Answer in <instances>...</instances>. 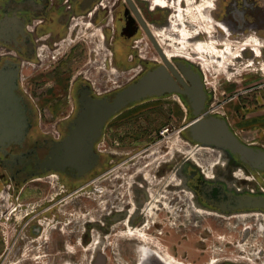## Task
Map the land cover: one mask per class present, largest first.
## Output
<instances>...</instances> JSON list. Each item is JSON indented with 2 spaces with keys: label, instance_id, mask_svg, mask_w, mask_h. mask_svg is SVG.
Returning <instances> with one entry per match:
<instances>
[{
  "label": "flooded vegetation",
  "instance_id": "obj_1",
  "mask_svg": "<svg viewBox=\"0 0 264 264\" xmlns=\"http://www.w3.org/2000/svg\"><path fill=\"white\" fill-rule=\"evenodd\" d=\"M187 6V0H0V67L6 60L18 63L19 86L22 65L33 63L43 74L40 81L71 77L69 97L75 106L66 117L69 125L84 88L94 99H112L157 68L165 67L173 75L177 63L190 64L204 82L198 64L209 53L197 50L201 44L225 48L220 55H208L220 62L231 55L227 47L233 52L222 41L239 38L247 40L243 49L254 47L255 57L264 58V47L251 38L264 36L261 1L219 0L208 31L189 23L183 15ZM206 35L207 42L202 41ZM187 45L193 48L188 50ZM173 95L186 107L179 125L169 105L156 104ZM188 104L185 95L165 94L117 113L95 144L101 152L96 166L84 176L70 171L36 174L32 156L11 169V156L0 153V169L8 174L9 185L5 196L8 248L3 262L18 261L26 250L44 252L51 243L56 252L50 254L61 255L56 261L66 263L89 261L79 258L77 250L67 256L69 248L98 245L90 259L94 264H264V209L230 207L236 198H264V170L252 169L225 151L263 187L250 191L193 167L187 142L179 149L173 147L176 136L188 140V112L194 117ZM130 107H136V112L127 113ZM68 125L65 132L56 129L55 140L43 138L28 147L27 137L22 147L12 145L8 151L16 155L35 147L43 159L53 142L65 138ZM114 147L131 149L127 155L132 157H110ZM29 160L32 163L25 165ZM203 184L215 186V191L203 192ZM190 194L194 210L207 217L190 213ZM126 230L136 232L132 243L136 257L120 240Z\"/></svg>",
  "mask_w": 264,
  "mask_h": 264
},
{
  "label": "rangeland",
  "instance_id": "obj_2",
  "mask_svg": "<svg viewBox=\"0 0 264 264\" xmlns=\"http://www.w3.org/2000/svg\"><path fill=\"white\" fill-rule=\"evenodd\" d=\"M187 1L188 6L185 8L186 10L183 11L184 17L188 18L190 24H198L199 30H210L213 22L212 18L215 17L216 13L213 7L215 4L219 3V0ZM259 1L264 4V0ZM202 5L206 7L204 10H201ZM220 5L222 8L225 6V4L222 3ZM208 38L209 37L206 35L205 39L202 41L207 42ZM251 38L253 42L256 40L259 41V45L261 49H263L264 36H259V38L256 39V37L252 35ZM235 40L234 42L224 40L222 43L226 41V44L232 47L234 54H240L241 56L238 59H233L230 55V57L228 56L226 59L228 62H219L211 59L207 53H204L203 65L201 61L200 64H198L204 77L206 92L209 95V102L205 112H208L210 115L224 118L230 125L234 134L243 143L264 148V58L255 57L254 47H246L243 49L242 45L247 40L242 41L239 38H235ZM192 48V45H187L188 50ZM218 48L221 51L225 49L223 47ZM199 56L201 57V55ZM256 59H259L258 61L260 64L255 61ZM33 64L22 65L21 76L23 81L20 82L18 89V94L26 97L28 102L27 105L32 110L29 116L34 126L28 136V147H31L37 140L42 141L43 138L50 137L55 140L57 137L55 131L58 128H62L65 132L68 122L70 121L66 119V117L75 106L71 103L69 97V90L72 84V80L70 79L72 78L65 77L57 78L52 81L49 79L40 81L43 74H41V72L38 71V67ZM226 64H228L227 67ZM130 81H132V79ZM156 104L169 105L172 109L171 113L173 114L172 117L174 122L177 120L176 123L178 125L181 119L184 120L186 116L185 104L177 95L171 96L167 101H158ZM189 108L190 105L188 104V109ZM125 111L127 113H135L136 107H130ZM194 119L195 117L188 112L189 125ZM64 135L65 133L63 136ZM185 142H187L188 145L187 157L189 163L193 167L199 168L202 173L204 172V175H220L226 177L234 182L238 190L248 189L250 191H255L256 189L263 188L261 184L256 182L255 176L249 173L240 163H235L227 156L219 159L216 153H212L208 149L204 150L203 148H197L196 144L191 141L189 132L187 141L183 135L174 138V149H179L180 144H185ZM95 149L98 154H101L99 145H97ZM130 152L131 149L129 148L114 147L112 150H109L108 155H110V157L131 158L132 154L127 155ZM7 176L8 174L0 169V264H94V261L91 262L90 259L97 254L99 250L98 245L84 248L78 247L76 249L69 248V253L66 254L67 256H74L75 254H73V252L77 250V256L79 258L88 259L89 261L66 263L56 261L61 255L56 253H53V255L50 254L51 252H56V249H53L51 243H49V248L44 249V252H36L33 249L26 250L23 255L19 256L18 261L3 262L7 255V232L9 231L6 220L8 214L5 211V195L9 188V185L5 182ZM189 211L195 216L201 218L207 217L205 214L194 210L191 194ZM49 232L50 229L48 228L46 236L50 234ZM120 240L124 242V249L130 251V253L136 257V245L132 244L136 242V232L126 230L124 235L120 237ZM29 248H31V246Z\"/></svg>",
  "mask_w": 264,
  "mask_h": 264
},
{
  "label": "water",
  "instance_id": "obj_3",
  "mask_svg": "<svg viewBox=\"0 0 264 264\" xmlns=\"http://www.w3.org/2000/svg\"><path fill=\"white\" fill-rule=\"evenodd\" d=\"M177 67L172 69L173 75L165 67L150 71L112 99H94L88 89L81 90L77 115L69 123L67 135L61 141L53 142L48 154L41 159L35 147L16 155L8 151L12 145L23 146L33 125L29 116L31 109L17 93L19 64L6 60L0 67V153L11 156V169L32 156L38 170L36 174L70 171L73 176H84L98 162L95 144L108 120L145 98L180 94L187 96L195 117L189 126L193 142L220 148L238 156L244 165L264 170V150L243 143L225 119L204 112L208 96L200 74L195 73L190 64L177 63ZM31 163L29 160L25 165ZM202 191L213 192L215 186L203 184ZM220 191L224 192L223 189ZM232 201L231 208L264 209L263 197H242Z\"/></svg>",
  "mask_w": 264,
  "mask_h": 264
},
{
  "label": "bare ground",
  "instance_id": "obj_4",
  "mask_svg": "<svg viewBox=\"0 0 264 264\" xmlns=\"http://www.w3.org/2000/svg\"><path fill=\"white\" fill-rule=\"evenodd\" d=\"M206 7H204L203 5H202V7H201V10H204ZM207 30V29H206ZM208 31V30H207ZM184 36L185 37H188L189 36V33H187L186 31H184ZM200 53H204V52H208L209 54H211V55H220L222 52L221 51H219L217 48H215V47H212V46H206V45H203V44H201L199 47H198V49H197ZM226 52H230V54L231 55H233V56H235L236 54H234L233 52H231L230 51V48L229 47H227V49L225 50ZM208 54V55H209ZM232 56V57H233ZM226 57V56H225ZM230 57V56H229ZM236 57V56H235ZM216 60V59H215ZM224 60V59H223ZM226 62H228V61H226ZM203 64V63H202ZM223 64V63H222ZM225 64V63H224ZM221 65V64H220ZM227 65V64H226ZM189 135H190V133H189ZM190 139H191V136H190ZM191 141H192V139H191ZM193 142V141H192ZM193 143H195L196 144V146H197V148L199 147L200 149H208L210 152H212V153H216L217 154V157L220 159V158H222V157H226V156H228V154L224 151V150H222V149H220V148H215V147H205V146H202V145H200V144H198V143H196V142H193ZM211 153V154H212ZM56 179V178H55ZM6 196V195H5ZM248 217V216H247ZM251 217V216H250ZM158 246V245H157ZM99 249V248H98ZM144 251V253L143 254H146L147 253V251L146 250H143ZM239 251V250H238ZM167 259V258H166ZM171 260H173V259H171ZM169 263V262H168Z\"/></svg>",
  "mask_w": 264,
  "mask_h": 264
}]
</instances>
